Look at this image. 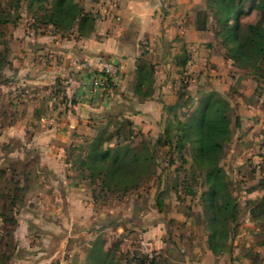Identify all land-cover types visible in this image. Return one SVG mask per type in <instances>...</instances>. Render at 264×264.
<instances>
[{
	"label": "crops",
	"instance_id": "crops-1",
	"mask_svg": "<svg viewBox=\"0 0 264 264\" xmlns=\"http://www.w3.org/2000/svg\"><path fill=\"white\" fill-rule=\"evenodd\" d=\"M80 2L96 16L89 36H63L50 24L29 30L31 44L25 55H33V62L20 69L25 74L20 78V91L26 93L20 110L28 117L20 118V125L28 120L24 126L37 133L33 148L38 155V175L32 182L38 189L34 194L38 203L29 205L18 219L17 256L12 264H88L89 251L113 222H118L121 231L134 225L136 231L129 233L128 229L124 237L126 249L139 235L138 249L141 239H153L158 250L156 264H253L247 253L239 254V248L214 253L208 235L191 226L192 222H188L193 228L188 233L181 224L169 233L164 220L147 221V214L137 220L131 203L124 218L113 216L114 211L106 218V213L97 211L85 185L86 176H80L68 156L94 131L96 123L111 116L130 119L139 135L163 132L166 107L176 101L182 80L191 82L204 62H231L226 55L223 60L219 57L211 21L203 30L197 27L202 0ZM185 57L188 62L183 68ZM101 60L117 67L103 86L96 69ZM142 73L149 74L143 79ZM70 78L73 85L68 83ZM209 88L220 91L216 86ZM27 101L25 111L23 102ZM261 225L263 221L257 227ZM238 254L239 261L232 262ZM128 261L132 264V259Z\"/></svg>",
	"mask_w": 264,
	"mask_h": 264
},
{
	"label": "rangeland",
	"instance_id": "rangeland-1",
	"mask_svg": "<svg viewBox=\"0 0 264 264\" xmlns=\"http://www.w3.org/2000/svg\"><path fill=\"white\" fill-rule=\"evenodd\" d=\"M201 7L200 11L206 8V0H202ZM35 9L37 10L36 5L30 7V0H0V264H12L15 260L18 247L16 235L19 234L18 219L24 217V210L29 205L38 203V198L34 195L38 193V189L32 182V177L38 175L36 168L38 155L34 154L36 150L33 148L37 133L32 127L24 126L29 125L28 120L27 124L20 125V118L28 117L24 115L26 112H21L24 106L21 105V99L25 98L26 93L20 91V78L25 76L20 74V69L33 62V55L26 56L25 52L28 51L26 48L29 47L32 37L29 30L38 27L34 23ZM209 20L211 29L215 28L216 21L212 18ZM243 22L264 26V8L257 6L251 13L243 15ZM24 40L26 44H20ZM215 43L219 57L223 60L226 50L219 39ZM203 45L204 49L208 48L206 43ZM204 63V68L195 73L191 82L183 83L186 87L185 95L191 94L195 97L193 106L180 108L177 116L185 119L197 105L196 97L209 91L210 86H216L219 92L229 98L232 107L228 116L231 119L232 135L218 161L224 177L216 209L217 226L220 234L223 233L225 237L223 239L218 237L217 242L222 252L232 253L235 248H239V254L247 253L245 255L250 256L253 264H264V215L254 219L250 214L251 209L260 201L261 205L255 210V214H263L264 210V81L259 83L253 79L252 68H240L232 61ZM174 102L169 101L168 105ZM23 104L27 105L25 111H28V101ZM168 117L163 121L164 127ZM237 117L239 125H236ZM124 119L111 116L96 123L94 131L86 140L68 153L76 171L80 176H86L85 185L96 204L97 211L106 213V218L111 211H114L113 216L119 215L124 218L131 203L137 220L147 214V221L155 223L164 220L163 226L167 227L169 233L171 230L174 231L176 224H181L188 233L194 224L209 235L216 210L208 209L202 201V192L208 189V186L203 175L199 176L200 170L197 168L193 171L190 168L192 157L189 150L184 151L182 158L173 145L158 144L156 152L159 163L151 167L154 172L150 167L145 168L148 171L143 172L141 166H136L135 171L127 176L134 175L142 179L136 188L128 192L107 191L99 179L95 181L91 179V172L87 167H80L82 159L89 152V141L103 130L105 137H111L104 146L109 143L115 145L120 141L138 152L140 142L144 138L131 135L128 127L121 125ZM169 130L171 131L169 133L174 132V124L169 125ZM118 131L120 137H117ZM161 134L162 132L145 139L156 140ZM162 135L163 140L168 138L167 134ZM184 157L188 162H184ZM194 177H197V180ZM158 201L162 202L161 208ZM234 205L239 209L237 216L229 211ZM36 219L43 220L39 217ZM261 221L263 225L258 228L257 224ZM188 222H192L190 227ZM112 224L113 226L100 239L105 246L108 245L111 255L92 264H110L109 261L113 257L121 264H128V259H132V264H139L141 257L147 264H152L138 249L141 232L138 231L139 238L133 242V248L126 249L123 245L124 237L128 234V229L129 233L135 230L134 225L121 231L118 230V222ZM135 226L138 227L140 224ZM183 235L186 237L187 234ZM157 252L156 249V255ZM239 254L237 258L231 259L232 262L239 261ZM156 263L155 260L154 264Z\"/></svg>",
	"mask_w": 264,
	"mask_h": 264
},
{
	"label": "trees",
	"instance_id": "trees-1",
	"mask_svg": "<svg viewBox=\"0 0 264 264\" xmlns=\"http://www.w3.org/2000/svg\"><path fill=\"white\" fill-rule=\"evenodd\" d=\"M34 5L37 6V10H34V23L37 26L38 24H50L56 30L61 31L63 36L75 33L77 37H86L95 28L96 16L86 12L80 0H30V7L33 8ZM257 6L264 8V0H206V8L198 11L197 27L203 30L206 28L209 18L215 20L214 29L220 44L226 50V58L240 68H252L253 79L260 83L264 81V26L243 22V15L251 13ZM187 62L188 59L185 57L181 66L184 68ZM183 72L182 69L181 73L183 74ZM147 74L142 73L143 79ZM183 83L184 79L177 90L176 101L166 107L169 117L162 134H167L168 138L163 140L161 134L156 140H146L145 138L150 135L136 134L132 129L133 122L125 117L123 123L120 122L121 125L127 126L131 135L144 138L140 142L138 152L130 145L120 141H117L115 145L109 143L104 146L111 140V137H105V130L91 138L89 152L82 159L80 167H87L90 170L93 181L99 179L103 188L110 192H128L136 188L142 178L127 175L134 172L136 166H141L143 172L148 171L145 169L147 167H150L151 170L152 166L155 167L159 163L156 146L160 143L170 144L177 149L181 157L186 149L190 151L192 157L190 168L193 171L198 168L199 176L203 175L205 184L208 186V189L202 192V201L208 209H217L220 187L224 177L218 161L221 159L226 143L231 140V119L228 112L232 105L226 95L210 89L196 97L195 108L186 115L185 119H180L177 116L179 109L190 108L195 102L194 95H185L186 87ZM171 124H174L173 133H169ZM236 125H239V117L236 119ZM111 134L113 136V133ZM120 135V131H118L117 137ZM184 162H188L186 157H184ZM194 178L197 180V177ZM260 205L261 201L251 209L250 214L253 218H261L264 215V210L263 214H255V210ZM158 206L161 208V201H158ZM229 211L234 212L236 214L234 216H237L239 209L234 205L229 208ZM212 221L208 243L210 249L219 254L222 250L217 242L218 237L223 239L225 235L220 234L217 226V210ZM109 253L110 249H105V244L100 240L97 241L88 253V264L98 263L103 257L111 255ZM113 258L109 261L110 264H121ZM141 258L139 264H147L145 259ZM155 260L156 257L151 260L152 264Z\"/></svg>",
	"mask_w": 264,
	"mask_h": 264
},
{
	"label": "built area",
	"instance_id": "built-area-1",
	"mask_svg": "<svg viewBox=\"0 0 264 264\" xmlns=\"http://www.w3.org/2000/svg\"><path fill=\"white\" fill-rule=\"evenodd\" d=\"M106 1V0H102ZM113 2V0H110ZM77 63L80 62V60H76ZM83 65H86L87 63H82ZM96 69L98 70V73L100 74V84L103 86L104 82L107 81L109 78L114 76L117 72L116 65L111 62L110 60H101L98 64ZM74 81L70 78L68 79L69 85H73ZM70 104V101H68ZM139 249L142 255H144L148 260L155 259L156 256V248L152 240L150 239H141L139 241Z\"/></svg>",
	"mask_w": 264,
	"mask_h": 264
}]
</instances>
